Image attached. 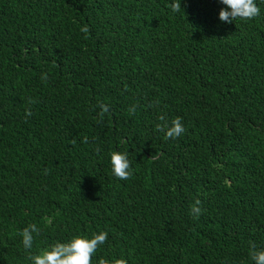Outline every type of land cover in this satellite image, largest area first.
Segmentation results:
<instances>
[{"label":"trees","instance_id":"obj_1","mask_svg":"<svg viewBox=\"0 0 264 264\" xmlns=\"http://www.w3.org/2000/svg\"><path fill=\"white\" fill-rule=\"evenodd\" d=\"M255 2L259 16L226 23L220 0H181L179 12L173 0H0V264H32L19 234L30 223L42 229L32 254L107 231L93 264H253L249 241L264 248ZM176 117L181 136L156 131ZM113 151L128 153L130 179L114 176Z\"/></svg>","mask_w":264,"mask_h":264},{"label":"clouds","instance_id":"obj_2","mask_svg":"<svg viewBox=\"0 0 264 264\" xmlns=\"http://www.w3.org/2000/svg\"><path fill=\"white\" fill-rule=\"evenodd\" d=\"M225 6L219 11V19L222 22L232 23L236 20H252L260 15V9L255 0H220ZM173 12L181 11V0H173L170 5ZM81 32L88 33L90 31L87 25L81 27ZM41 79L47 82V74H42ZM31 102V101H30ZM101 112L100 117L108 112V107L104 104L99 105ZM130 113L135 112V107L129 109ZM31 110L26 109V116H30ZM162 121L164 117L160 118ZM156 131H163L166 138L175 139L185 132L181 117H176L171 124L162 123L156 125ZM84 143H88V138L84 137ZM112 172L115 177L120 180H128L133 175L131 161L126 151H113L110 153ZM48 174V170H45ZM201 201L197 199L191 207V214L198 218L202 212L200 207ZM51 224V220L47 221ZM42 229L36 223H30L20 231L22 244L28 251V259L32 264H93V257L98 249L108 241L109 234L107 231H99L93 233L89 238L86 235L76 234L67 242L57 240L41 249L38 254H32L36 237L40 236ZM249 256L253 264H264V248H257V245L249 241ZM96 264H128L127 259L123 256L119 258L108 259L104 256L98 257Z\"/></svg>","mask_w":264,"mask_h":264}]
</instances>
